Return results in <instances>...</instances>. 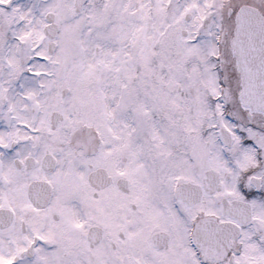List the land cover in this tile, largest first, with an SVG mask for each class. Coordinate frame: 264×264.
I'll list each match as a JSON object with an SVG mask.
<instances>
[{"label": "snow or ice", "instance_id": "1", "mask_svg": "<svg viewBox=\"0 0 264 264\" xmlns=\"http://www.w3.org/2000/svg\"><path fill=\"white\" fill-rule=\"evenodd\" d=\"M0 264H264V0H0Z\"/></svg>", "mask_w": 264, "mask_h": 264}]
</instances>
